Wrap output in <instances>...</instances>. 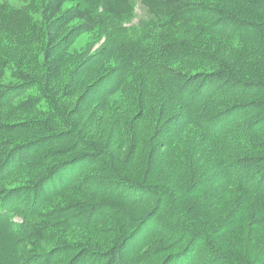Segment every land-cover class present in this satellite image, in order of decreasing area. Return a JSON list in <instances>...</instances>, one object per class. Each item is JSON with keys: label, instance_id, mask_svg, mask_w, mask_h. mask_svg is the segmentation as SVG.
Returning a JSON list of instances; mask_svg holds the SVG:
<instances>
[{"label": "trees", "instance_id": "obj_1", "mask_svg": "<svg viewBox=\"0 0 264 264\" xmlns=\"http://www.w3.org/2000/svg\"><path fill=\"white\" fill-rule=\"evenodd\" d=\"M137 5L141 29L132 39L124 35L121 23L136 18V0H0V252L5 263L131 264L120 232L96 244L68 240L58 232L73 221L86 224L102 214L119 217L132 229L136 219L121 204L130 197L137 198L136 205L152 206L154 212L164 208V226L173 222L171 228L189 240L187 245L200 256L201 264H231L216 244L208 245L206 235L202 239L203 232L192 231L189 222L184 225L176 219L174 208L166 205L172 201V191L150 181L156 168L184 162L188 156L184 152L154 155L162 144V149L180 146L169 130L171 118L158 124L164 128L153 147L148 144V130L128 122L138 107L148 110L149 117L160 118L147 108L150 102L164 110L183 103L186 118L205 126L208 137L210 129L227 122L224 132L229 141L214 138L220 155L231 159L230 163L225 159L224 171H231L232 180L245 185L254 199L252 214L264 218V139L258 140L264 137V0H139ZM99 32L104 33L105 43L72 68L68 55L74 42ZM115 33L121 37L116 42ZM114 53L122 62L112 66L108 63ZM127 74L126 92L133 103L126 104L123 98L112 104L113 96L118 99L122 94ZM162 91L167 94L160 98ZM3 109L19 118L8 120ZM129 123L131 135L130 128L126 130ZM254 133L259 135L250 141ZM131 138L135 150L127 158L141 150L132 159L134 168L127 171L123 153ZM193 155L200 162L193 163L192 173L198 178L191 186H214L200 153ZM150 161L156 167L153 171L148 168ZM80 164L92 167L93 175L82 177ZM185 165L186 169L192 164ZM138 166H146V171ZM19 169L22 177L13 178ZM64 172L66 180L72 177L69 188L76 194L82 188H100L106 199L93 191L78 202L69 197L49 201L67 188L54 182ZM138 173L143 174L141 180ZM81 177L86 181L81 183ZM11 201L23 213L14 216L22 220L20 224L7 216ZM243 206L238 203L235 212L241 214ZM176 242L159 239L152 251L164 254ZM171 258L161 255L146 263L173 264ZM195 260L192 256L184 264H197Z\"/></svg>", "mask_w": 264, "mask_h": 264}, {"label": "rangeland", "instance_id": "obj_2", "mask_svg": "<svg viewBox=\"0 0 264 264\" xmlns=\"http://www.w3.org/2000/svg\"><path fill=\"white\" fill-rule=\"evenodd\" d=\"M137 3H139V0H136V18L121 23L122 29H125L124 35L132 39L140 34L139 30L141 29V8L140 5H137ZM107 33H110V30H108ZM113 37L115 38V42L116 40L119 41L121 39L120 36L118 38L116 33L113 34ZM104 43L105 36L102 32H99L98 34L93 36L87 34L78 38L71 46L69 51L70 54L68 55V59H73L71 60L72 68L76 66L77 63H81L80 61H84V57L86 55L95 52L98 47H100ZM114 55L115 56L112 57V59H110L109 61L111 63H108L112 66L116 63L122 62L120 58H115L117 56L115 53ZM67 76L63 78L64 80H61L64 82ZM129 81L130 78L128 74L124 75V86L123 89H121L122 94H119L117 96L118 99L114 96L113 99L112 96H108L107 100L110 97L109 100L112 99L111 101L114 102L111 103L113 104L119 103L124 98L126 100V104H128V101H130L131 97L130 94L126 92V89L128 87L127 84ZM102 90H104V88H102ZM161 93L162 94H160V98H162L161 95L163 96L167 94L164 91H162ZM228 97V95H222L221 98L226 99ZM210 99H212V97ZM210 99H208L207 102ZM213 99H217V97H213ZM130 102L133 103V101ZM212 102H214V100ZM148 105L149 106H147V108L152 109L156 113H159L160 118H158L156 115L149 117V113H147L148 110L145 109V111H142V109L138 107L139 109L135 108V112L133 111L134 115L133 113H131V115L128 116L129 118L127 120L131 123V126L138 125L142 130H148V135H150L148 144L153 147V143H155L158 138H161V133H159L160 130L162 131V129L164 128V125L159 126L158 124L162 123V121L167 118H171L167 122L170 126V133H175V142L180 143V146L175 150H172V148L169 147L162 149V144L159 146L160 148L157 149V153H154V155L156 156L159 155L158 153H160L162 154V156H164V154L166 153L171 154L173 152H176V156L181 152L188 154L184 162L176 161V164H174L173 160L171 161L173 163L167 164L166 166L163 165L159 169H157L156 167L155 169L153 167L155 170H157L155 173V175H157L151 177L150 179V181H158L165 184L167 188L172 191L173 195L172 199H170L172 201H170L171 203L169 201H166V205L170 206L171 209L172 207L174 208V213L177 217L176 219H181V223L186 221L189 222V229L192 231H196L199 233L203 232L201 233L202 239H204L206 235V241L208 242V245L211 242L214 245L216 244V248L221 250V252L223 253L222 255L229 258L227 259L229 262H231V264H239L243 262H247V264H264L263 214H252V212H255L253 209V196L248 193V190L246 189L244 184V186L241 185L242 183H240L239 185L237 180H232L235 175L231 171H229V173H226L224 171L225 166L223 164L226 162L225 159L227 158L228 163L231 162V159L225 154V156L220 155L219 147L218 145L216 146V138L218 141L220 139H223V141L226 142L229 141L226 132H224V127L226 126L227 122L224 124L223 121V124H217L213 129H210L208 132L211 133V135L208 137V133L205 132V126H197L186 118L187 111L183 103H173L169 105V107L166 109L167 111L164 110L161 106L153 108L151 106L152 102H150V104ZM140 106H142L141 101ZM101 107V104H99L98 109H101ZM2 111L4 112L6 110L3 109ZM4 113L8 120H14L16 116L19 118L18 114L12 115V113L10 112ZM247 115V118H250V116L252 115V111H248ZM148 117L150 118V120H148ZM183 121H185L186 123L179 126L181 123H183ZM130 123L127 124L126 130L130 128L129 132L131 135L133 127H130ZM256 128L261 129L262 127L257 126ZM148 132L146 131V133ZM263 132L261 133L263 134ZM152 135H154L153 138ZM258 135L259 134L253 136L250 141H254L255 139H257ZM261 139H264V137L260 136L258 140L260 141ZM244 141H248V139H245ZM134 145L135 141L133 140V138H131V140L127 143L126 151L123 153L124 160L126 159V163L129 164L127 171L134 168L135 164L132 162V159L135 156H138L141 150L138 149L139 153L137 152V154H133L131 159L127 158V156H129V152L135 150ZM186 150L189 153H187ZM195 151H198L200 153L201 159H203L204 164L208 165V167H205L204 171H209L210 174H212V177L210 178L211 182H209L210 184L216 182L214 186H200L195 188L191 186L192 182H194L198 178L197 174L192 173L194 172L193 163L200 162L199 158L193 155ZM150 152V150H147V155L152 158ZM253 153L255 154L256 152ZM235 154L236 156H238L240 155V152L237 150L235 151ZM189 155L193 156L190 157ZM216 161H218L219 163L221 162V165L216 164ZM185 163L192 165H189V167L185 169ZM151 165L152 163L150 161L148 168L153 171L154 169L151 167ZM146 166H143L142 168L138 166V169H142V171L145 172ZM85 167L86 166L84 164L78 165V169L80 171L79 174L82 173V177L84 176L85 178H88L89 176L93 175V168L89 167L86 169ZM83 168L84 171H82ZM150 170L148 175L152 174V171ZM197 172L198 174H200L201 170L199 169L197 170ZM65 175L67 176L65 172L58 175L55 178L54 182L57 186L62 185L65 187L67 186V188H64L61 191L62 193H56L58 195L53 194L54 196H50L48 198L49 201H56L58 199H65L69 197L78 202L83 199L84 196H87L93 191L100 194L98 196L99 199H106V197H104V194H102L100 188L92 190L89 188H82L81 192H79V194H76V191L69 188L72 177L71 179L66 180ZM18 176L22 177V172H20V169L12 174L13 178H17ZM82 177L79 179L81 183L86 181L83 180ZM136 178L141 180L143 178V174L138 173L136 175ZM154 182H150V184ZM136 199L137 198L129 197V199L126 198L125 200H123L124 202H121L122 205H125L127 213H129L134 217V219H136V222L134 223L135 225L132 229H128L129 225H127L126 223H122V221L119 220V217L113 215L106 216V218H104L105 216L104 214H102L97 218L95 217V219L94 217L90 218L88 223L86 224H84L80 220L73 221L71 227L61 229L58 232L63 234L68 240H88L91 243L93 242V244L98 243L99 239L104 240L108 238L109 235H112L113 232H118V234L120 232V235H122L123 239H125L124 243H127L126 248L124 249L125 257L130 259L131 264H147L146 262L150 263L152 261H155V257L158 258L161 255L172 256L171 259L173 261V264H184L193 256L194 259H196L195 262L197 261V264H199V259H201L200 256L194 255L193 252L195 251L192 250L193 247L190 248V245H187L189 240H187L186 237H180L179 233L175 232V230L171 228L173 227V222L170 223L169 227L164 226L165 223L162 221L166 217L165 214L162 213L164 212V208L161 212H154V208L152 206L141 205V203H137L138 205H136ZM238 203H244L246 205L242 207L243 210L241 211V214L235 212L237 209L236 205ZM8 208L9 209H7V216L12 219L13 223L20 224L22 220L19 217H14L17 213H21L19 209L20 207L15 203V201H11ZM15 208L17 209L14 210ZM139 208L140 210H138ZM24 215H26V217H32L30 214L24 213ZM182 224L186 225V223ZM122 226L124 228L120 229V227ZM12 229L16 228L13 227ZM165 238H168L170 240V243L173 241H177L176 246L168 248L169 251L167 250L168 252H164V254H162V252L154 254L152 250L156 248L157 241H159V239L161 240ZM197 252H199V248H196V253ZM3 256L4 253L0 252V264H10L9 262H4L5 259ZM14 258L15 257L12 256V262ZM1 260L3 262H1Z\"/></svg>", "mask_w": 264, "mask_h": 264}]
</instances>
